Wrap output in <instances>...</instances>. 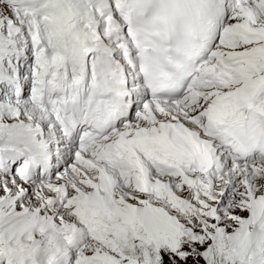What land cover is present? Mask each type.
I'll list each match as a JSON object with an SVG mask.
<instances>
[{"label": "snow or ice", "instance_id": "6c2138e0", "mask_svg": "<svg viewBox=\"0 0 264 264\" xmlns=\"http://www.w3.org/2000/svg\"><path fill=\"white\" fill-rule=\"evenodd\" d=\"M0 264H264V0H0Z\"/></svg>", "mask_w": 264, "mask_h": 264}]
</instances>
